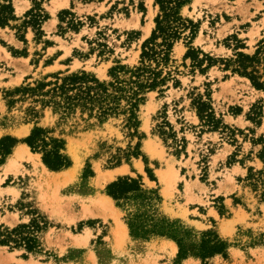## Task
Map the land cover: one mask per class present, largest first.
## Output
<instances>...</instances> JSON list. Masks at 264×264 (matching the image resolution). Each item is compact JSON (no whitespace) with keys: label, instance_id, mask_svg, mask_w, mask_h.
Returning a JSON list of instances; mask_svg holds the SVG:
<instances>
[{"label":"rangeland","instance_id":"rangeland-1","mask_svg":"<svg viewBox=\"0 0 264 264\" xmlns=\"http://www.w3.org/2000/svg\"><path fill=\"white\" fill-rule=\"evenodd\" d=\"M10 1L18 21L0 28V139L19 142L0 165V231L33 220L40 228L33 251L0 245V264H154L169 256L173 241L131 238L125 213L104 193L126 176H139L144 188L157 191L160 201L153 202L159 215L178 220L196 239L212 231L227 245L225 256L201 262L193 256L177 259L176 253L172 264L186 259L210 264L212 258L218 264L237 257L264 263V178L259 176L264 165L256 156L260 145H254L264 138V92L219 62L203 73L192 70L190 60H183L185 32L166 68L179 85L168 82L162 93H146L135 112V128L125 126L126 114L102 123L79 110L63 117L34 103L48 101L49 94L12 92L78 72L108 83L112 68L138 66L158 7L154 0H44L46 19L37 35L31 26L17 28L32 2ZM180 15L197 25L190 46L213 60L253 54L264 38V0H190ZM233 37L243 49L236 51ZM206 92L221 121L216 131L202 127L192 107V95ZM10 100L15 102L8 106ZM35 126L63 142L69 167L50 171L36 164L42 163L40 154L21 142ZM18 148L32 155L20 154L8 165ZM103 197L110 206H102Z\"/></svg>","mask_w":264,"mask_h":264},{"label":"trees","instance_id":"trees-1","mask_svg":"<svg viewBox=\"0 0 264 264\" xmlns=\"http://www.w3.org/2000/svg\"><path fill=\"white\" fill-rule=\"evenodd\" d=\"M30 1L33 7L26 12L22 25L17 28L31 26L35 34L41 35L40 27L46 19L41 9L44 0ZM189 3L190 0H154V5L158 7V13L154 18L155 26L150 37L141 46L138 66L112 68L109 72L112 81L100 82L88 73L78 72L55 77L54 82H39L35 87H20L12 94L21 93L22 96L30 94L31 97H46L49 94L48 101L35 99L34 103L40 102L44 107H51L54 113H59L63 117L79 110L81 114L86 113L87 117L96 118L102 123L109 117L126 114L128 117L125 126L128 129L135 128L137 124L135 112L146 93L156 90L162 93L168 82H172L174 86L179 85L172 72L166 71V68L174 43L180 40L185 32L188 33L185 36L188 50L183 60H190L192 70L198 69L199 73H203L213 63L219 62L223 64V70L247 79L255 90L264 92V38L257 43L253 54L236 52L232 58L213 60L190 46L197 32V25L180 15L181 8ZM16 21L18 18L14 15L11 1L0 2V28L11 27L10 23ZM18 38L22 39V36ZM233 40L236 51L244 48L236 37H233ZM205 63L206 65L202 67ZM47 86H51L49 91H43ZM192 96V107L201 126L206 127L208 131H216L221 121L215 118L209 92ZM14 102L10 100L7 104L11 106ZM253 114L259 117V113ZM168 128L171 130L169 126ZM48 134L47 130L35 126L21 142L25 143L31 152L40 154L42 163L50 171H60L69 167L70 160L62 153L63 142L49 137ZM18 142L9 136L0 139V165ZM254 145H260L256 156L264 165V138H259ZM132 155L137 157L139 153L135 151ZM146 171L152 180L151 171L149 169ZM248 172L251 173V170ZM250 176L248 174L249 178ZM259 176L264 178L263 173ZM82 177H85V174ZM261 182L263 183L264 179ZM104 193L125 213L123 219L131 238L169 239L177 245V259L193 256L204 262L215 255L225 256L227 245L214 232H203L200 239H196V234L186 229L178 220L170 221L159 215L154 209L153 202L160 201L157 191L144 188L139 176L119 177L106 186ZM129 205L134 206L135 211L129 210L127 208ZM38 224L33 220L29 225H20L10 231L8 229L0 231V245L13 244L15 248L23 247L28 252L33 251L37 245L35 232L40 228Z\"/></svg>","mask_w":264,"mask_h":264},{"label":"crops","instance_id":"crops-1","mask_svg":"<svg viewBox=\"0 0 264 264\" xmlns=\"http://www.w3.org/2000/svg\"><path fill=\"white\" fill-rule=\"evenodd\" d=\"M126 233L128 234L127 231H126ZM127 234H126V236H128ZM164 242H165V244H167L166 241H164ZM171 244H172V247H170L171 254L169 256L168 255H165V254L162 255L161 258H160V260L156 261L154 264H172L171 263V260L176 256L177 248H176V246H174V243L173 242H171ZM165 246H167V245H165ZM211 260L212 261H210L211 262L210 264H216V263H213L214 262L213 261V258ZM221 262H223V263H218V264H257L256 261H254L252 259L251 260L244 261V259H242L241 257L229 258L226 261L222 259ZM181 264H201V263L199 261H197V260H194V259H186V260L182 261ZM262 264H264V263H262Z\"/></svg>","mask_w":264,"mask_h":264},{"label":"bare ground","instance_id":"bare-ground-1","mask_svg":"<svg viewBox=\"0 0 264 264\" xmlns=\"http://www.w3.org/2000/svg\"><path fill=\"white\" fill-rule=\"evenodd\" d=\"M147 31H148V29H147ZM24 149V148H23ZM26 149H28V148H26ZM20 154H28L29 156L30 155H32L31 153H29L28 152V150H21V148H18L15 152H14V154H13V156H12V158L9 160V164L8 165H10L11 163H13L19 156H20ZM32 157V156H31ZM36 164L37 165H39V166H41L44 170H46V168L44 167V165L41 163V162H36ZM77 164V163H76ZM7 165V166H8ZM79 165V164H78ZM77 169V168H76ZM75 172V171H74ZM73 175V174H72ZM162 176V175H161ZM164 177V176H163ZM111 177H109V179H110ZM109 179H107V180H109ZM161 179H163L162 177H161ZM165 181V180H164ZM101 203H102V206H110V203H111V200L108 198V197H103L102 199H101ZM126 230V229H125Z\"/></svg>","mask_w":264,"mask_h":264}]
</instances>
